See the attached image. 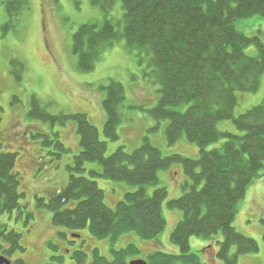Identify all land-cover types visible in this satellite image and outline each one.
Returning a JSON list of instances; mask_svg holds the SVG:
<instances>
[{
    "label": "trees",
    "instance_id": "16d2710c",
    "mask_svg": "<svg viewBox=\"0 0 264 264\" xmlns=\"http://www.w3.org/2000/svg\"><path fill=\"white\" fill-rule=\"evenodd\" d=\"M117 2L122 5V20L105 19L100 28L83 25L73 36L79 70L94 71L102 55L121 41L129 50L146 54L161 94L150 116L158 123H167L169 145L185 139L199 148L200 155L196 160L181 155L165 157L146 139L132 153L121 147L106 157L107 143L100 140L98 129L86 115L52 116L33 98L29 119L63 126L74 121L79 136L80 152L68 167L69 182L51 193L46 205L54 214L52 224L77 234L88 230L97 241L115 243L123 235L133 234L145 243L153 242L166 226L162 206L168 191L160 188L149 196L146 187L159 184V172L181 165L187 179L183 194L168 202L170 209L183 214L171 236L180 252H155L147 258V264H202L198 254L191 253L192 238L217 243L216 259L223 264H238L241 256L259 252L258 243L238 232L234 223L249 188L264 179V101L237 118L234 112L239 93L255 94L260 89L264 40L261 33L248 37L236 24L254 16L264 18V0H91L105 15ZM5 11L7 24L2 31L8 32L28 16L30 0H8ZM253 47L256 54L250 56L247 51ZM102 90L104 134L109 141L117 142L125 90L113 80ZM230 120L240 135L218 129L220 122ZM222 140V147L206 150ZM51 143L43 141L45 146ZM54 145L68 153L59 136ZM17 160V153L0 154V215L21 208ZM90 163L101 168L100 172L90 171V177L139 190L126 194L116 209H110L104 191L85 176ZM261 224L264 229V219ZM4 227L0 224L1 242L10 246L11 253L23 252L21 235ZM234 248L236 253L232 254ZM0 251L5 252L1 246ZM111 252L116 254L112 261L99 256L97 250L93 264H129L128 260L141 255L136 245ZM17 264L24 262L19 260ZM79 264H86V260Z\"/></svg>",
    "mask_w": 264,
    "mask_h": 264
},
{
    "label": "rangeland",
    "instance_id": "374dc122",
    "mask_svg": "<svg viewBox=\"0 0 264 264\" xmlns=\"http://www.w3.org/2000/svg\"><path fill=\"white\" fill-rule=\"evenodd\" d=\"M7 1L0 0V154H18L15 168L20 174L19 191L23 197L20 209L0 215V224L5 226L4 230H14L21 235V246L25 250H16L14 259H23L26 264H42L43 258L47 257L45 248L49 250V243L54 242V231L64 230L53 226L54 214L46 205L51 193L68 184L71 174L68 167L80 152V146L76 122L70 121L63 126L57 122L42 123L28 118L33 98L52 116L86 115L98 129L100 140L107 143L106 157L121 147L125 152L132 153L146 139L165 157L181 155L196 160L200 150L185 139L169 145L165 134L167 123H158L150 116L149 112L158 105L161 94L154 78V69L150 66V57L146 54L129 50L126 42L121 41L102 55L94 71L83 73L79 70L78 56L73 53V36L83 25H97L100 28L105 19L122 20L120 2L105 15L92 5L91 0H30L28 16L18 20L13 29L4 32L2 27L7 24ZM236 27L248 37L261 33L264 40V18L260 16L240 20ZM247 53L255 56L256 48L249 49ZM14 61L18 64H13ZM112 80L123 85L126 98L120 109L123 122L118 128L120 140L117 142L109 141L104 134L106 114L102 107L105 97L102 87L108 86ZM238 99L235 118L259 106L264 101V75L257 93H239ZM181 110L184 111V108ZM217 127L221 132L240 135L231 120L220 122ZM58 136L68 153L54 145ZM45 139L52 142L50 146L43 144ZM224 142L210 145L206 150L220 148ZM90 171L100 172L99 164H88L85 176L104 191L105 204L110 209H116L126 194L139 190L125 183L90 177ZM158 178L159 184L147 186L146 193L152 196L160 188L168 191L162 206L166 221L164 231L153 242L145 243L133 234H125L119 241L111 243L109 240L97 241L87 230L81 233L89 241L86 244L87 252L92 246L98 247V255L110 261L116 256L110 250H125L129 245H136L140 250L141 255L137 259H144L152 251L179 254V248L172 243L171 236L183 214L170 209L168 202L182 196V186L187 179L181 165L159 172ZM255 185L249 188L245 199L239 204L234 227L255 240L259 252L241 256L238 264H264V229L261 224L264 219V189L257 193ZM0 246L4 251L10 249L9 245L3 243ZM190 246L191 253L198 254L202 264H223L216 259L217 243L192 238ZM4 253L0 251V254ZM235 253L236 248L232 250V254ZM56 254L52 257H56ZM47 264L58 263L56 259H50Z\"/></svg>",
    "mask_w": 264,
    "mask_h": 264
},
{
    "label": "flooded vegetation",
    "instance_id": "af4514ba",
    "mask_svg": "<svg viewBox=\"0 0 264 264\" xmlns=\"http://www.w3.org/2000/svg\"><path fill=\"white\" fill-rule=\"evenodd\" d=\"M54 232H55V236L52 237V240H54V242L49 243V248H50L49 250L45 248L47 257L43 258V261H41L42 264H47V261L50 259H56L58 264H79V262L83 260H86V264H93L95 260V253L97 252V250L100 251L98 247L92 246V249L89 250V252H87L86 244L89 241L84 239L81 236V234L69 232L66 229L59 230L58 232L56 231ZM13 253H11L9 250L6 249L4 254H0V257L7 259L8 261L11 262V264H17L19 260H21L22 262H24V264H26V262L23 259H18V258L14 259L16 255H14ZM54 253H57L56 257H52ZM154 253L155 251L150 252L143 260L147 261V258L149 256H152ZM136 260H141V259H136ZM131 261L132 260H129L128 263L130 264Z\"/></svg>",
    "mask_w": 264,
    "mask_h": 264
},
{
    "label": "water",
    "instance_id": "95a60500",
    "mask_svg": "<svg viewBox=\"0 0 264 264\" xmlns=\"http://www.w3.org/2000/svg\"><path fill=\"white\" fill-rule=\"evenodd\" d=\"M0 264H11V262L3 257H0ZM130 264H147V262L143 260H134Z\"/></svg>",
    "mask_w": 264,
    "mask_h": 264
},
{
    "label": "crops",
    "instance_id": "0c3cea01",
    "mask_svg": "<svg viewBox=\"0 0 264 264\" xmlns=\"http://www.w3.org/2000/svg\"><path fill=\"white\" fill-rule=\"evenodd\" d=\"M256 184V185H255ZM254 185H255V191L258 193V191H260V190H262V189H264V179L263 180H260V181H258L257 183H255ZM253 185V186H254ZM252 186V187H253Z\"/></svg>",
    "mask_w": 264,
    "mask_h": 264
}]
</instances>
